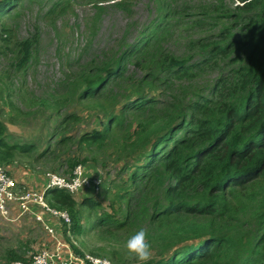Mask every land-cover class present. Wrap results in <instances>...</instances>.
<instances>
[{
    "label": "trees",
    "instance_id": "obj_1",
    "mask_svg": "<svg viewBox=\"0 0 264 264\" xmlns=\"http://www.w3.org/2000/svg\"><path fill=\"white\" fill-rule=\"evenodd\" d=\"M21 1L0 0V15L15 26ZM153 1L158 17L136 39L123 32L55 91L28 99L34 108L2 89L9 111L0 107V164L21 157L29 165L51 162L57 172L55 163L65 160L66 174L83 164L102 178L100 162L121 160L125 177L103 190L110 204L104 214L97 213L100 191L79 194L80 203L65 189L46 193L71 217L64 233L82 235L84 210L97 213L89 228L113 236L117 246L93 252L113 256L114 264H137L126 242L141 228L153 251L147 264H264V0ZM6 34L2 28L0 45ZM38 37L16 41L18 67L33 56ZM86 100L96 101L90 111L97 114L88 113L96 126L66 136L87 121L75 109ZM19 119L33 123L23 134ZM29 165L19 167L35 174ZM21 253L9 250L0 264L27 261Z\"/></svg>",
    "mask_w": 264,
    "mask_h": 264
},
{
    "label": "rangeland",
    "instance_id": "obj_2",
    "mask_svg": "<svg viewBox=\"0 0 264 264\" xmlns=\"http://www.w3.org/2000/svg\"><path fill=\"white\" fill-rule=\"evenodd\" d=\"M233 1L235 2L233 4H238L235 0ZM55 3H58V6L56 13L52 15L48 11ZM120 3L126 4V6L130 5L132 12L126 11L125 13L119 9L116 4ZM18 4L16 10H20V15L17 18L16 26L14 22H11L12 19H8V15H0V30L6 29V39H8L7 41L3 40L0 45V107H4V112L9 111V106L3 105L2 102L4 87H8L10 99L17 105L24 106L25 109L34 108L35 106L29 105L28 100L32 96L42 97L48 92L55 91L63 80L77 70L80 62L103 55L104 51L116 46L125 31L131 41L136 39L143 27L147 24L150 26V23L158 17L153 0H22ZM34 33L39 34L37 49L32 51L33 56L24 66L18 67L16 64L18 49H15V43ZM174 48L177 50L175 45ZM20 93H22L25 102ZM95 105L96 101L86 100L76 106V111L87 118V121H80L67 128L66 136L77 138L81 136V133L91 131L96 126L94 119L88 117V113L93 112L90 110ZM45 111L46 115L52 113L48 108H45ZM0 113L2 114L1 111ZM5 116L2 114V118L5 119ZM16 123L21 134L24 133L23 128L28 131L30 129L28 126L33 125L28 122L25 124L22 119ZM15 135L12 136V140L16 138ZM21 137L24 140H32L23 135ZM74 149V147L70 149L71 153ZM113 149L117 150L118 148L113 147ZM115 158L116 156L109 157L108 165L102 162L98 165L99 173L102 175L101 179L106 182L105 187L101 186L100 190L102 204L98 209V215L104 214V210L110 211L109 200H104L103 190L107 189L109 182L112 184L113 181L114 185L120 184L121 176L125 177V172L120 173L123 163L119 159L115 161ZM26 160L17 157L12 165L1 164L10 173L13 170L12 167L18 169L19 166L29 165ZM111 161L115 162L111 163ZM55 164L59 166L58 173L66 174L67 163L65 160ZM51 165V162L40 161L32 163L29 167L36 166L35 174L57 173L51 169ZM78 192L85 194L89 190L82 189ZM75 197L80 203V196ZM97 213H89L85 209L83 221L88 230L82 235L72 234L78 244V249L89 252V254L93 251H101V248L109 244L117 246V243L113 242V236L107 239L105 231L89 228ZM0 227L3 228L0 233V259L2 260H5L4 255L9 250L17 252L24 250L25 253H21L22 256H28L29 253L33 254L40 250L42 245L47 242L48 236L43 225L35 217L30 218L29 214L14 221L0 218ZM104 227L111 228L107 224H104ZM61 230L64 228L61 227ZM105 257L111 259L113 256L106 255Z\"/></svg>",
    "mask_w": 264,
    "mask_h": 264
},
{
    "label": "built area",
    "instance_id": "obj_3",
    "mask_svg": "<svg viewBox=\"0 0 264 264\" xmlns=\"http://www.w3.org/2000/svg\"><path fill=\"white\" fill-rule=\"evenodd\" d=\"M44 177L47 178L43 188H25L0 164V217L14 221L29 214L43 225L48 235L47 242L39 251L28 256L27 261L16 260L12 264H113L105 256L75 250L58 228L59 223L68 227L71 225L70 215L50 205L46 198L47 191L53 188L77 195L82 189L98 191L102 179L95 173H88L83 164L77 165L72 173L46 172ZM67 234L71 236V232Z\"/></svg>",
    "mask_w": 264,
    "mask_h": 264
},
{
    "label": "clouds",
    "instance_id": "obj_4",
    "mask_svg": "<svg viewBox=\"0 0 264 264\" xmlns=\"http://www.w3.org/2000/svg\"><path fill=\"white\" fill-rule=\"evenodd\" d=\"M99 175H101V174L99 173ZM102 183H103V181L101 182L99 190L96 192H99L101 190ZM58 189H60V188H58ZM73 195L78 196L77 194H73ZM61 227H63V225L61 223H59V226H58L59 230H61ZM61 231L64 233V230H61ZM72 234L73 233H71V236H69L67 234V232L64 233L68 242L70 244H72L76 250V248L78 249V244L74 240V237ZM126 249H127L128 253L130 254V258H134L137 261V264H147V262L152 257V248H151V243L148 239V233L146 232V230L141 228L134 235H132L126 242ZM81 252L84 253V251H81ZM91 253L96 254L93 252H91ZM31 254H28V256H30ZM96 255H98V254H96ZM28 256H27V259H28ZM112 262H113V260H112Z\"/></svg>",
    "mask_w": 264,
    "mask_h": 264
},
{
    "label": "crops",
    "instance_id": "obj_5",
    "mask_svg": "<svg viewBox=\"0 0 264 264\" xmlns=\"http://www.w3.org/2000/svg\"><path fill=\"white\" fill-rule=\"evenodd\" d=\"M13 170L10 172L13 177L17 179L20 184H23L22 187H36V188H43L45 185V178L44 174H33L28 171H25L18 167H12ZM88 173H93V169L86 167ZM1 218V217H0ZM30 218L33 216L30 215ZM2 219V218H1ZM3 228L0 227V233L2 232ZM30 254V253H29ZM27 258V255L25 256Z\"/></svg>",
    "mask_w": 264,
    "mask_h": 264
}]
</instances>
